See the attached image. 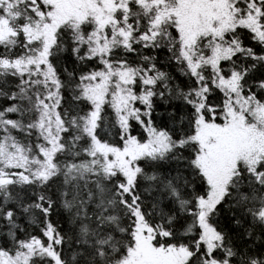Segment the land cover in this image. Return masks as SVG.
<instances>
[{"label":"snow or ice","instance_id":"snow-or-ice-1","mask_svg":"<svg viewBox=\"0 0 264 264\" xmlns=\"http://www.w3.org/2000/svg\"><path fill=\"white\" fill-rule=\"evenodd\" d=\"M0 264H264V0H0Z\"/></svg>","mask_w":264,"mask_h":264}]
</instances>
